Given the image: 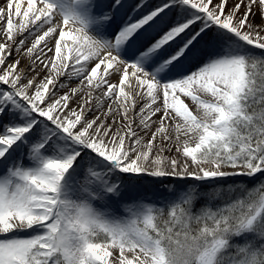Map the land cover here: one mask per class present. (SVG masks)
<instances>
[{
    "label": "snow or ice",
    "instance_id": "obj_1",
    "mask_svg": "<svg viewBox=\"0 0 264 264\" xmlns=\"http://www.w3.org/2000/svg\"><path fill=\"white\" fill-rule=\"evenodd\" d=\"M0 264H264V0H0Z\"/></svg>",
    "mask_w": 264,
    "mask_h": 264
}]
</instances>
